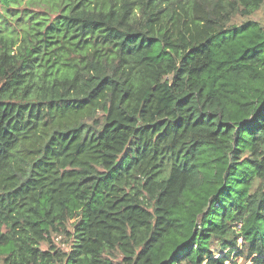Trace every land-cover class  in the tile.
Returning a JSON list of instances; mask_svg holds the SVG:
<instances>
[{
	"label": "trees",
	"instance_id": "1",
	"mask_svg": "<svg viewBox=\"0 0 264 264\" xmlns=\"http://www.w3.org/2000/svg\"><path fill=\"white\" fill-rule=\"evenodd\" d=\"M263 4L0 0V264H264Z\"/></svg>",
	"mask_w": 264,
	"mask_h": 264
},
{
	"label": "rangeland",
	"instance_id": "2",
	"mask_svg": "<svg viewBox=\"0 0 264 264\" xmlns=\"http://www.w3.org/2000/svg\"><path fill=\"white\" fill-rule=\"evenodd\" d=\"M253 21H259L264 25V4L261 7V9L259 11H257L256 13H254L253 15H251L250 17ZM237 22H239V19H236ZM72 230V229H71ZM55 241V245L57 247H60L63 250H67L68 246L67 244L64 242V239L61 237H57L56 239H54ZM241 244V240H238V245ZM216 257L219 255L218 253L220 252L219 249H215L214 250ZM226 264H230L229 262H227ZM238 264H241L240 262H238ZM247 264V263H246Z\"/></svg>",
	"mask_w": 264,
	"mask_h": 264
}]
</instances>
